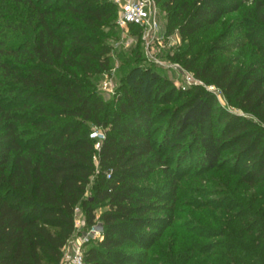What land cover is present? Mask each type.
Returning a JSON list of instances; mask_svg holds the SVG:
<instances>
[{"label": "trees", "instance_id": "obj_1", "mask_svg": "<svg viewBox=\"0 0 264 264\" xmlns=\"http://www.w3.org/2000/svg\"><path fill=\"white\" fill-rule=\"evenodd\" d=\"M153 1L168 13V33L198 50L187 44L176 60L264 124V0ZM240 10L258 60L219 67L202 33ZM116 15L110 0H0V264H59L76 234L75 211L89 227L100 203L103 239L87 244L85 264H264V129L233 113L223 118L213 94L195 86L175 97L180 104L153 140L151 125L168 113L153 108L170 104L173 91L144 94L132 65L140 52L131 50V61L103 42L101 29ZM115 56L134 93L121 85L105 101L97 85ZM95 128L105 134L99 151L89 138ZM211 171L238 176L237 185L184 203L181 179L210 182L203 175ZM182 204L192 210L193 235L212 242L189 243L173 225ZM179 240L190 246L174 256L169 246Z\"/></svg>", "mask_w": 264, "mask_h": 264}, {"label": "rangeland", "instance_id": "obj_2", "mask_svg": "<svg viewBox=\"0 0 264 264\" xmlns=\"http://www.w3.org/2000/svg\"><path fill=\"white\" fill-rule=\"evenodd\" d=\"M116 12L117 15L114 21L111 22V26L103 27L101 29L104 32L103 42H106V44H110V46H112V52H124L125 58L130 59L131 61L133 60V56L132 54H129V52L134 49L140 52L142 58L139 61L133 60L132 65L133 67L136 66L142 70L141 78H143V83L141 85V88L144 94L151 92V95L153 96L156 90L162 88H166V92L173 91V95L171 98L172 101L170 104H159L157 106H154L153 108V112L157 115L161 114V112L163 111L165 112L168 110L165 118L157 119L156 122L151 125V132L156 133L153 136V140H159L161 138V126H164L165 120L170 115V110L180 104V101H176L175 97L181 95L183 96L182 98H186L187 96H189L190 90H192V88L195 86H200L206 91L213 94L217 101V114H219L223 118L227 113H233L245 118L251 124H254V126H259L264 129V124H262L255 116L244 112L243 110H240L232 99L229 100L228 98L224 97L213 84L207 83L204 80L196 79L193 76L192 72L186 70L183 67V64L176 60L177 56H182L185 54L187 50V48H185V45L187 44L190 47L193 46L192 50L194 52H197L198 50H196V46L191 45V43L189 44V39L183 40L177 31L171 34L168 33V13L160 8L158 4L152 7V12L156 14V18L159 22L161 34L163 37L158 41L151 42L148 46H146L142 39L143 34L141 31L139 33L135 31V29L133 30L132 28H130V26H128L127 29L120 27L118 23L120 17L119 5H116ZM246 16V11L244 10L227 14L219 20V22L213 29L208 28L202 33L203 37H208L206 39L207 46L205 50L208 51L210 47V55L212 56L213 62L219 67L226 64L230 65L233 69L243 66L246 67L251 62H255L258 60L256 49L251 44L254 35L249 34V21L247 20ZM198 39L201 40L202 36H200ZM119 60H117V57L115 56L114 67L111 69L112 77L110 80V89L108 91H103L101 89V82L103 81V79L100 80L97 85L99 90L104 92L101 97L105 101L112 100L114 98L115 90L121 85L125 89L130 90L131 93H134V88L132 87V83L130 81H121L122 77L125 76L126 73L121 70V63ZM153 73L159 76L155 80L153 79V77H151ZM195 81L197 83H195ZM112 107L114 108V105ZM225 169H232L231 163H227ZM241 171H243V168L238 169L237 172ZM226 173L227 172L222 171H211L203 175L211 179L210 182H201L195 179H189L188 175L184 176L179 184L180 193L181 196H183V202L188 203V201H204L207 198H216L217 195L221 196V193H214V190H220V188H233L235 185H237L236 183L238 176H232ZM159 178L161 177L157 176L156 181ZM153 179L154 178H152L151 180ZM220 183L222 185H220ZM94 186L95 184L92 179L91 183L87 187V198L93 196ZM200 189H207L210 192H198V190ZM189 191L190 193H188ZM161 204H163L161 206L166 208L164 197ZM105 211H107V206L105 205V203L96 205V218H98ZM191 212L192 210L187 205L182 204V206H179L178 212H176V219H173V225L178 227L182 226L180 227V229L182 230L181 232H183L188 237L187 240L189 241V243L192 242L198 246L209 244L210 242H212V240H204L193 235L196 234L198 230H194V228L192 227L193 224L189 223L192 220ZM156 214L158 216H167V213H165V211H159L156 212ZM74 218L76 225V234L73 239L75 240L87 230V227L85 225V214L82 208H78L75 211ZM152 230L155 229L150 228L149 231ZM94 241L96 240H90V242ZM182 242L183 241L180 240L177 241L173 248L169 246V249L174 256H177L178 251L182 252L190 246L187 241H185L184 243ZM67 250L68 248L63 251V256L59 264H68L64 259V255L67 253ZM164 258L166 259V257Z\"/></svg>", "mask_w": 264, "mask_h": 264}, {"label": "built area", "instance_id": "obj_3", "mask_svg": "<svg viewBox=\"0 0 264 264\" xmlns=\"http://www.w3.org/2000/svg\"><path fill=\"white\" fill-rule=\"evenodd\" d=\"M115 5L120 6V27L127 29L132 25L140 29L142 32V39L146 46L151 42L160 40L163 36L161 34V28L156 18V14L152 12V7L156 4L153 0H112ZM111 75L104 74L103 81L101 82V89L108 91L111 87ZM195 83H197L195 81ZM89 138L94 141L95 150L99 151L102 142L105 139L103 130L95 128L90 134ZM97 162L96 157L94 158ZM106 178H111V172L106 174ZM104 230L99 222L98 218L94 223L87 227L85 233L75 240L72 238L65 246L63 251L68 248L67 253L64 255V259L68 264H85L84 253L87 244L91 239L101 241L103 239Z\"/></svg>", "mask_w": 264, "mask_h": 264}]
</instances>
